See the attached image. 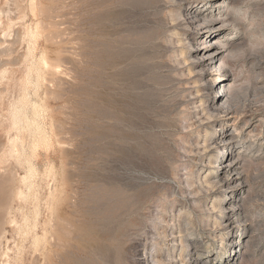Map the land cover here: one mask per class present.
Wrapping results in <instances>:
<instances>
[{
    "label": "rangeland",
    "instance_id": "obj_1",
    "mask_svg": "<svg viewBox=\"0 0 264 264\" xmlns=\"http://www.w3.org/2000/svg\"><path fill=\"white\" fill-rule=\"evenodd\" d=\"M203 263L264 264V0H0V264Z\"/></svg>",
    "mask_w": 264,
    "mask_h": 264
},
{
    "label": "bare ground",
    "instance_id": "obj_2",
    "mask_svg": "<svg viewBox=\"0 0 264 264\" xmlns=\"http://www.w3.org/2000/svg\"><path fill=\"white\" fill-rule=\"evenodd\" d=\"M94 1V0H93ZM119 1H121V0H119ZM123 1V0H122ZM175 1V0H174ZM116 2V1H115ZM114 2V3H115ZM112 5V4H111ZM100 7H101V5H100ZM203 7V6H202ZM180 9V8H179ZM94 10H96V9H94ZM176 11V10H175ZM197 11V10H196ZM193 12V13H191V12H189L192 16L189 18V20H190V23H189V25H198V22L201 20L200 19V16H199V12L197 13V12ZM91 15H93V14H91ZM180 16V15H179ZM95 18V17H94ZM180 19V18H179ZM186 19V18H185ZM188 19V18H187ZM203 20L204 21H206L205 20V17H203ZM209 20V19H208ZM215 20V19H214ZM176 21V20H175ZM188 21V20H187ZM186 21V22H187ZM213 21V20H212ZM233 21V20H232ZM231 21V22H232ZM213 22H215V21H213ZM202 23H203V21H202ZM201 23V24H202ZM94 25V24H93ZM169 25V24H168ZM187 27V26H186ZM94 28V27H93ZM158 29V28H157ZM209 29H211L210 27H206V31H203L201 34L202 35H207L208 33H210V31H209ZM224 30H226V29H218L217 31H218V34L219 33H222ZM174 31V30H173ZM96 33V32H95ZM109 33V32H108ZM124 37V36H123ZM110 40V39H109ZM105 41H108V40H105ZM113 41V40H112ZM118 41V40H117ZM127 41V40H126ZM214 41V40H213ZM210 43V42H209ZM216 42H214V43H211V44H215ZM94 44V43H93ZM103 44V43H102ZM211 44H206V46H210ZM104 45V44H103ZM212 46V45H211ZM231 47V46H230ZM107 49V48H106ZM109 50V49H108ZM110 51V50H109ZM108 51V52H109ZM111 52V51H110ZM109 52V53H110ZM117 52V51H116ZM198 52V51H197ZM120 53V52H119ZM128 53V52H127ZM182 54V53H181ZM219 54L220 53H217V52H215L214 50H211V49H209V50H206V48L205 47H202V49H201V51H199L198 53H196L194 56H193V58L194 59H199V61L200 62H212L213 60H215L218 56H219ZM187 59V58H186ZM189 60V59H188ZM195 61V60H194ZM198 63V62H197ZM107 64V63H106ZM109 64V63H108ZM126 64V63H125ZM131 64V63H130ZM96 65V64H95ZM129 65V64H128ZM220 65V66H219ZM224 65V64H223ZM47 66V65H46ZM59 66V65H58ZM138 66V65H137ZM48 67V66H47ZM55 67V66H54ZM216 68V66L214 65L213 66V72H220V75L219 76H222V75H224V69L222 68L223 66H221V62H220V64H218V69H215ZM53 68V67H52ZM60 68V67H59ZM131 68V67H130ZM54 69V68H53ZM104 69V68H103ZM118 69V68H117ZM132 69H134V68H132ZM55 70H56V68H55ZM60 70V69H59ZM114 70V69H113ZM127 70V69H126ZM111 71V70H110ZM55 72V71H54ZM56 73H58V72H56ZM59 73H61L60 71H59ZM58 73V74H59ZM190 73V72H189ZM99 81V80H98ZM108 83V82H107ZM105 84V83H104ZM228 91V90H227ZM223 93L221 94H217L218 95V97H217V101L219 100V99H221V97H223L224 96V90L222 91ZM217 93H218V91H217ZM213 107H215V106H213ZM223 107H224V105H223ZM211 109V108H210ZM230 109V108H229ZM214 110H216L215 108L213 109V111ZM221 110V109H220ZM224 110H226V109H224ZM218 112V111H217ZM227 112V111H226ZM109 113V112H108ZM122 115V114H121ZM111 120V119H110ZM111 131V130H110ZM112 132V131H111ZM229 139H231V138H229ZM233 139V138H232ZM222 141H224V140H222ZM231 146V145H230ZM225 151H227L226 150V147L225 148H223ZM223 150V151H224ZM226 154H227V152H226ZM231 155H232V152L230 153ZM228 157H229V153H228V155H227V157H226V159H225V161H224V164H223V167H221L222 168V170H223V172L222 173H225V172H227V173H230L231 172V174L235 171V168H234V166L235 165H233V160L232 161H230V160H228ZM239 173V172H238ZM236 175V174H235ZM229 176V175H228ZM237 176V175H236ZM236 179V178H235ZM228 180V179H227ZM210 182H212V181H210ZM214 183V182H213ZM234 183V182H233ZM238 184V183H237ZM236 184V185H237ZM206 185V184H205ZM214 186V185H213ZM55 191V190H54ZM50 192V191H49ZM117 194H118V192H116ZM107 194V193H106ZM125 195V194H124ZM127 196V195H126ZM125 196V197H126ZM131 197V196H130ZM120 198V197H119ZM124 198V197H123ZM122 199V198H121ZM111 200V199H110ZM125 202H126V200H124ZM48 202V201H47ZM121 202V201H120ZM119 203V202H118ZM47 204V203H46ZM129 204V203H128ZM122 205H124V204H122ZM131 205V204H130ZM47 206V205H46ZM48 207V206H47ZM52 208V207H51ZM125 208V207H124ZM134 208V207H133ZM54 209V208H53ZM129 209H131V208H129ZM233 208H230V210H232ZM239 209V208H238ZM47 210H48V208H47ZM52 210V209H51ZM125 211V210H124ZM224 211V210H223ZM130 213V212H129ZM126 214H127V212H126ZM130 215V214H129ZM121 217V216H120ZM228 218V217H227ZM129 219V218H128ZM222 225V224H221ZM44 228V227H43ZM46 228V227H45ZM53 229H54V227H53ZM44 234H45V232H43ZM52 233V232H51ZM65 233V232H64ZM68 234V233H67ZM66 234V235H67ZM52 236H54L55 237V235H52ZM68 236H70V233L68 234ZM53 238V237H52ZM56 239V238H55ZM184 239V238H183ZM52 241V240H51ZM56 241V240H55ZM58 243V242H57ZM187 245V244H186ZM235 256V255H234ZM195 257V256H194ZM196 260H197V258L196 259H193V263H196ZM231 260H233V258L231 259ZM198 261V260H197ZM191 262V261H190ZM204 264V263H203Z\"/></svg>",
    "mask_w": 264,
    "mask_h": 264
}]
</instances>
